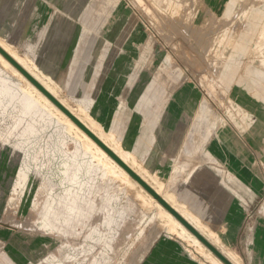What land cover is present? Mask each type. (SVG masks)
Masks as SVG:
<instances>
[{"label": "rangeland", "instance_id": "rangeland-1", "mask_svg": "<svg viewBox=\"0 0 264 264\" xmlns=\"http://www.w3.org/2000/svg\"><path fill=\"white\" fill-rule=\"evenodd\" d=\"M24 1L44 38L16 40L7 32L6 39L19 53L44 61L51 77L65 42L50 38L54 32L71 33L73 43L82 36V49L87 43L85 52L105 68L116 48H128L132 93L151 96L170 124L177 123L182 156L191 161L162 189L227 237L241 264H251L248 246L253 251L258 234L264 243V110L251 95L264 93V83L243 91L236 78L248 71L264 75V0ZM122 31L130 37L119 45ZM48 41H55L54 49ZM14 114L0 113V264H215L96 161L75 130L42 115L23 132ZM226 126L240 136L246 158L233 148ZM205 182L241 198L233 204L232 221H242L235 235L228 234L227 215L220 218L212 200L191 188ZM258 258L264 261V254Z\"/></svg>", "mask_w": 264, "mask_h": 264}, {"label": "crops", "instance_id": "crops-1", "mask_svg": "<svg viewBox=\"0 0 264 264\" xmlns=\"http://www.w3.org/2000/svg\"><path fill=\"white\" fill-rule=\"evenodd\" d=\"M32 13L34 14L35 11L30 12L24 0H4L2 4L0 1V23L6 25L4 27L0 25V37L12 47L14 46L6 39L7 32L11 38L15 37L16 40L44 38L41 36L40 27L38 28L35 24V16ZM125 34V32H121L118 39L119 45L121 44L120 39L130 37ZM56 37L65 38V42H61L63 46L59 45L60 52L57 55L55 67L52 68L53 77L46 72L48 66L44 61L30 59L25 54L17 52L53 80L61 88L63 95L73 101L76 99L80 108L97 121L103 130L112 134L120 146L132 154L138 165L144 167L143 169L149 175L152 173L151 176L162 183V187L164 183H172L180 172L185 171L191 161L189 157L184 159L182 156V140L177 132V123L170 124V116L164 113L158 104L154 103L151 96L132 93V86L136 84L132 83L131 64L124 58L128 54L126 52L128 48L122 50L116 48L113 53V61L105 68L102 59L101 61L94 59L93 55L90 58L88 52H85L87 43H85L86 47L82 49L79 42L82 36H76L78 41L75 43L72 41L74 37L71 33L57 35L54 32L50 38ZM54 42L48 41L51 49L55 48ZM55 54H57L56 51ZM97 60L98 62H96ZM251 97L255 102L261 104L259 108L264 110V98L256 95H251ZM176 118L177 115L173 114V120L176 121ZM226 128L230 132L228 138L231 142H229L233 148L238 150L242 159L246 158V147L240 136L233 132L229 126ZM233 158L234 156L230 153L229 160ZM219 160L222 158L220 157ZM240 170L248 177L246 167H240ZM192 172L193 170L186 172V180L189 179ZM255 182L259 183L258 173ZM203 184V187L198 189L195 186H191V188L205 198L207 203L212 200L210 209L216 211L220 218L223 214L227 215L229 235L238 233L242 221L237 223L232 221L235 216L233 204L234 198H237V202H241V198L236 195L235 191H229L223 186L211 185L207 182ZM170 195L201 222L196 212L191 211L185 203L178 201L173 194ZM202 225L205 226L203 223ZM208 230L220 244L230 249L227 237H220L214 230ZM263 245V237L258 234L253 251L252 247L248 246L251 264H264V261L258 258L264 254ZM234 253L241 262L240 256L236 252Z\"/></svg>", "mask_w": 264, "mask_h": 264}, {"label": "bare ground", "instance_id": "bare-ground-1", "mask_svg": "<svg viewBox=\"0 0 264 264\" xmlns=\"http://www.w3.org/2000/svg\"><path fill=\"white\" fill-rule=\"evenodd\" d=\"M248 28V33L252 34V27L248 26ZM0 47L3 48L14 60H16L26 71H28L30 75H32L46 90H48L58 101H60L76 118H78L116 155H118L134 172H136L146 183H148L188 222H190L232 264H241L238 256L233 251L220 244V242L214 237V235L205 226H203L195 216H193L182 205L178 204L175 201L172 195L164 193L162 190V183L155 177L151 176L152 173L151 175H149L147 171L143 169L144 167L142 168L140 165H138L132 154L122 148L120 144L114 139L112 134H109L108 132L103 130L97 121L92 119L80 108L76 99L74 101L76 103V106L74 107L70 105L69 100L71 99L63 95L61 88L53 80L48 78L43 72H41V69L40 71L26 57L19 54L14 47L8 44L1 37ZM246 78L249 79L250 84L249 82L246 85L244 84ZM236 83L239 84L240 87H243V91H246V87H249L248 85L253 84L258 86V84L264 83V75L262 73H259L258 71H248L244 74L243 77L238 76V78H236ZM255 93L256 96L264 98V93L262 91L257 89ZM0 110L2 111L0 112L2 113V115L6 114L7 116H10L15 113L14 115L16 116L18 124L24 123L23 132L32 131L38 121V118L42 115L57 117V119L61 120L68 128L75 130V132L81 138L82 144L86 151L92 153L93 158L96 161L102 163L106 168H108L112 174L121 179V182H125V184H127L131 189H134L137 192L138 196L140 195L148 203H151L157 207L158 213L167 219L168 228L170 231L174 230L175 227L178 228L183 234V237L188 238L192 241L193 244L202 249L204 253L215 264H224L189 230H187L174 216H172V214H170L147 191H145L142 186H140L134 179H132L128 175V173L122 167H120L110 156H108V154L102 148H100L83 130H81L76 124H74V122H72V120L68 116H66L61 110H59L44 94H42L12 64H10L2 54H0ZM221 120L225 122V125L228 124V120L224 116L221 117Z\"/></svg>", "mask_w": 264, "mask_h": 264}, {"label": "water", "instance_id": "water-1", "mask_svg": "<svg viewBox=\"0 0 264 264\" xmlns=\"http://www.w3.org/2000/svg\"><path fill=\"white\" fill-rule=\"evenodd\" d=\"M0 54L12 64L28 81H30L42 94H44L59 110L68 116L74 124L83 130L108 156H110L128 175L147 191L160 205H162L172 216H174L187 230H189L202 244H204L224 264H232L220 251H218L190 222H188L176 209H174L162 196H160L148 183H146L136 172H134L118 155H116L106 144L94 135L78 118H76L60 101H58L48 90H46L28 71H26L16 60H14L3 48Z\"/></svg>", "mask_w": 264, "mask_h": 264}]
</instances>
